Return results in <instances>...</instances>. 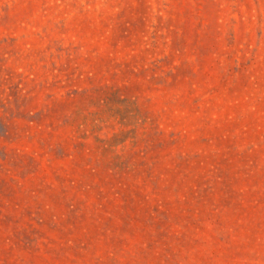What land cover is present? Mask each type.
Segmentation results:
<instances>
[{"label": "rangeland", "instance_id": "1", "mask_svg": "<svg viewBox=\"0 0 264 264\" xmlns=\"http://www.w3.org/2000/svg\"><path fill=\"white\" fill-rule=\"evenodd\" d=\"M0 264H264V0H0Z\"/></svg>", "mask_w": 264, "mask_h": 264}]
</instances>
